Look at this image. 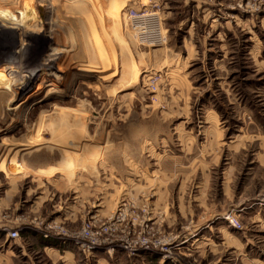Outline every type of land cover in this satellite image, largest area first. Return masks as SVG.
Wrapping results in <instances>:
<instances>
[{"label":"rangeland","instance_id":"1","mask_svg":"<svg viewBox=\"0 0 264 264\" xmlns=\"http://www.w3.org/2000/svg\"><path fill=\"white\" fill-rule=\"evenodd\" d=\"M7 65L0 264H264V0H0Z\"/></svg>","mask_w":264,"mask_h":264},{"label":"bare ground","instance_id":"2","mask_svg":"<svg viewBox=\"0 0 264 264\" xmlns=\"http://www.w3.org/2000/svg\"><path fill=\"white\" fill-rule=\"evenodd\" d=\"M117 13V12H116ZM115 13V14H116ZM139 22V21H138ZM81 25V24H80ZM84 32V31H82ZM40 33V30L39 31H36L35 33L33 32V35L34 36H31L30 40L33 41V38L36 36H38V34ZM156 34V33H155ZM80 35L78 33L72 35L71 37H68L66 40H63L62 42H73L75 39H77V37H79ZM86 38V36H85ZM84 38V39H85ZM87 39V38H86ZM139 39V38H138ZM86 41V40H85ZM88 41V40H87ZM89 42V41H88ZM87 43V42H86ZM53 52H56L55 50H50V51H47L45 54L46 57L50 59V57L53 56ZM56 56V55H55ZM105 57V56H104ZM52 60H53V57H52ZM51 62V61H50ZM8 64V63H7ZM9 67L14 69L15 71L16 70H22L23 65H20L19 62H11L9 63ZM140 66L141 64H135L133 65L131 68L135 69L136 70V73H138V71L140 70ZM8 65L7 66H3L2 68L0 67V72H3L4 69H8L9 68ZM9 68V69H10ZM31 69V68H30ZM24 72V71H23ZM35 73V70H29L27 71V74L28 75H32ZM41 75V74H40ZM36 76V75H35ZM41 80V79H40ZM43 82H45L47 85H51L50 83L47 82V80H43ZM133 81L132 80H124L123 81V85H130ZM116 90V89H115ZM118 92V91H117ZM116 92H114L115 94ZM80 162H82V159L81 157L79 156H73L72 159L67 163V164H52V165H38V166H31L27 163H24V162H20V163H16L14 164L13 167L9 166L5 171H4V174L7 176V177H15V175H18L20 173L22 174H25V175H28V176H36V175H43L45 174L44 172H55L56 174H58V172H64V170L66 171L67 170V166H73V165H78L80 164Z\"/></svg>","mask_w":264,"mask_h":264},{"label":"built area","instance_id":"3","mask_svg":"<svg viewBox=\"0 0 264 264\" xmlns=\"http://www.w3.org/2000/svg\"><path fill=\"white\" fill-rule=\"evenodd\" d=\"M9 236L10 238L14 239V238H18L19 234L17 231H13L12 233L9 234ZM43 238L49 239L48 235H43ZM52 239L60 241L62 243H65L67 239H70L73 240L74 244L77 247L85 248L88 251L95 249L97 245L96 238H94V236L86 229H83L81 233L77 235L76 239L74 237H69L67 235H61Z\"/></svg>","mask_w":264,"mask_h":264},{"label":"crops","instance_id":"4","mask_svg":"<svg viewBox=\"0 0 264 264\" xmlns=\"http://www.w3.org/2000/svg\"><path fill=\"white\" fill-rule=\"evenodd\" d=\"M1 256H2V257H5L4 255H1ZM24 256H26V255H24ZM6 257H7L8 259L12 258V257H11V256H9V255H6ZM11 261H12V260H10V263H12V262H13V261H12V262H11Z\"/></svg>","mask_w":264,"mask_h":264}]
</instances>
